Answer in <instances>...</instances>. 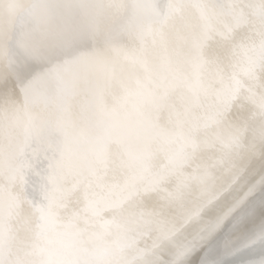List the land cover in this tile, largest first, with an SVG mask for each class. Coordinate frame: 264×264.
<instances>
[{
  "label": "bare ground",
  "instance_id": "1",
  "mask_svg": "<svg viewBox=\"0 0 264 264\" xmlns=\"http://www.w3.org/2000/svg\"><path fill=\"white\" fill-rule=\"evenodd\" d=\"M0 264H264V0H0Z\"/></svg>",
  "mask_w": 264,
  "mask_h": 264
}]
</instances>
